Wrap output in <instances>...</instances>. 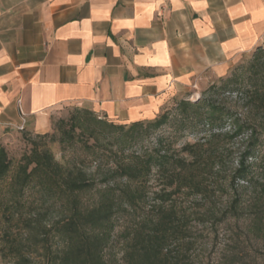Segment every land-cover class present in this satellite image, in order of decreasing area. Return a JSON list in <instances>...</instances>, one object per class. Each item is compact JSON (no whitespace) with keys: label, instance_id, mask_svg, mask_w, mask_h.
<instances>
[{"label":"trees","instance_id":"obj_1","mask_svg":"<svg viewBox=\"0 0 264 264\" xmlns=\"http://www.w3.org/2000/svg\"><path fill=\"white\" fill-rule=\"evenodd\" d=\"M251 82L226 79L208 88L243 95V119L207 95L193 102L181 100L172 136L201 133L197 140L179 147L155 143L126 155L125 148L134 144L128 143L131 139L167 122L165 111L153 119L115 124L91 109L74 107L70 128L58 141L77 143L75 128L91 138L83 147L94 155V172L101 177L82 161H57L32 137H47V132L18 130L15 135L31 147L15 165L2 144L8 138L0 140V251L6 263L264 264V250L249 248L231 225L247 219L246 232L264 240V76ZM226 121L229 129L223 131ZM113 130L123 131L124 143L104 141ZM240 135L246 141L236 165L226 173V162L234 154L228 144ZM104 151L110 160L97 159ZM150 177L158 182L148 192ZM215 189L227 193L219 206L212 199ZM91 191L96 198L85 205L81 194ZM192 198L202 203L192 208L183 204ZM196 222L223 224L231 236L223 243L210 234L199 238Z\"/></svg>","mask_w":264,"mask_h":264},{"label":"crops","instance_id":"obj_2","mask_svg":"<svg viewBox=\"0 0 264 264\" xmlns=\"http://www.w3.org/2000/svg\"><path fill=\"white\" fill-rule=\"evenodd\" d=\"M264 42V0H0V140L64 106L131 123ZM20 100V102H18Z\"/></svg>","mask_w":264,"mask_h":264},{"label":"rangeland","instance_id":"obj_3","mask_svg":"<svg viewBox=\"0 0 264 264\" xmlns=\"http://www.w3.org/2000/svg\"><path fill=\"white\" fill-rule=\"evenodd\" d=\"M257 76H264V42L261 43L260 46H258L256 49L252 50L251 52L245 54L236 64L234 67H232L228 73L221 77H212L208 78L207 80H204L202 83L198 85H193L190 90H186L178 97H173L168 101V104L166 105L164 111L168 114L167 122L162 124L160 127L156 129H149V133L147 135L137 136L134 139H131L128 143H134L131 147L125 148L124 154H128L131 151L141 152L145 150L146 148H152L154 147L155 143H174L175 147H179L181 144L185 142H194L197 140V137L201 135V133H186L181 136H175L173 137V129L176 125L177 120H179L180 113L177 109V104L179 101L184 100L188 102L196 101L199 98H203L207 95L210 99L213 101H216L217 103L221 104L222 106L229 109L234 115L239 117L240 119H243V116H246L247 113L246 108L244 106V97L241 94H238L237 91H216V92H208V88L215 84L217 86H220L223 81L226 79H233V82H239L243 81L244 84L248 85V83H252L251 81H254ZM234 84V83H233ZM233 84H230V87H233ZM74 107H85V106H77V105H69L64 106L59 109L58 113L52 116V125L51 130L47 133V137H36L35 135H32V137L35 139L37 143H39L41 146L44 144L53 154L54 158L61 162V163H69L72 161L76 162H84L85 168L90 171L94 172L96 169V161L92 160L94 158V155L91 154L89 151H87L83 147V143L88 142L91 143L92 139H86V136L79 135V130L75 128V138L76 140H79L77 143L70 145L68 143H60L58 140L61 137L62 131L67 130L70 128V125L72 123L71 119L75 112ZM252 114L254 113V110L250 111ZM101 119H107L102 115L96 114ZM109 120V119H108ZM115 124H120V122H115ZM127 127V126H126ZM229 129V122L226 121L225 125L222 127L223 131H228ZM103 130V128L100 129ZM101 137V136H100ZM107 139L104 141H107L108 139L110 141L118 140V143H124V133L122 130H113L110 133L106 134ZM8 142L2 143L11 158L13 164L15 165L18 161L21 154L25 151H28L31 147V144L24 139L21 136H10L8 137ZM246 141V136L240 135L237 138H234L232 142H230L228 145L231 146V148L234 151L233 156L226 162L225 165V172L229 173L233 167L236 165L235 161L239 156V153L242 151L243 145ZM107 143V142H106ZM99 152L96 154L97 159H99L100 156L104 157L105 159H111L109 156L108 151ZM106 155V156H105ZM123 155V153L121 154ZM234 160H233V159ZM233 160V163L231 161ZM95 173L96 177H101V172ZM118 182L120 179L118 177L115 178ZM156 182L154 177H150L149 181L146 184V188L151 189L155 186ZM224 183H227L226 181ZM157 187V186H156ZM220 190L214 191L213 195L214 198L212 199L215 201L216 205H220V201H224V199L227 197L226 192H219ZM231 191V190H230ZM246 195V193H245ZM96 198V193L94 191L91 192H85L81 194V199L85 205H91L94 202V199ZM192 199H194V202H191ZM191 200H185L183 201L184 205H188L192 207H195L197 203H202L200 198H192ZM200 199V200H198ZM201 209V208H200ZM143 211L142 209L139 210V212ZM56 214V213H54ZM197 224V235L200 237H203L206 239L209 234L210 236H214L215 240L218 243H223L226 240L229 239V236H231V231L227 230L228 227L221 225H216L213 227L210 225L209 222L201 223L196 222ZM249 221L243 218L238 220L237 223L234 225L233 222H231V225L234 226L233 230L237 231L241 237L245 238L248 242L249 248H262L264 250V240L263 239H257L253 237V234H248L247 231V224ZM216 229L217 232H214ZM0 245H3L0 242ZM262 250V251H263ZM6 254V250L4 251ZM257 253H261L258 252ZM256 254V253H255ZM252 255V254H251ZM6 257L3 258L1 251H0V264H7Z\"/></svg>","mask_w":264,"mask_h":264},{"label":"built area","instance_id":"obj_4","mask_svg":"<svg viewBox=\"0 0 264 264\" xmlns=\"http://www.w3.org/2000/svg\"><path fill=\"white\" fill-rule=\"evenodd\" d=\"M18 102H20V100H18ZM21 123L19 125H17L16 129L17 130H23L24 129V124H25V117H24V113L21 112Z\"/></svg>","mask_w":264,"mask_h":264}]
</instances>
